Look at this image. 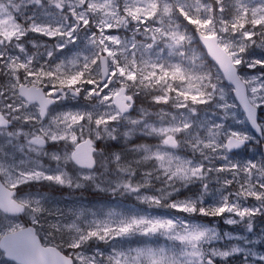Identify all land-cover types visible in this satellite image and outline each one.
Here are the masks:
<instances>
[{"label": "snow or ice", "instance_id": "1", "mask_svg": "<svg viewBox=\"0 0 264 264\" xmlns=\"http://www.w3.org/2000/svg\"><path fill=\"white\" fill-rule=\"evenodd\" d=\"M254 139L264 0H0L8 264H264V232L216 227L264 217V156L237 159ZM64 189L136 206L54 207Z\"/></svg>", "mask_w": 264, "mask_h": 264}, {"label": "rangeland", "instance_id": "2", "mask_svg": "<svg viewBox=\"0 0 264 264\" xmlns=\"http://www.w3.org/2000/svg\"><path fill=\"white\" fill-rule=\"evenodd\" d=\"M236 111H237V118L243 122L245 120L243 117V114L241 113L240 110H236ZM228 123L231 124L232 127H234V128H237V129L247 128V130L249 132H251L248 125L245 123L236 124L232 120H229ZM251 134H252V132H251ZM252 157H255L257 160H259L261 158L260 143L256 139H254L252 142H250V146H248V148L245 151L240 153L237 156V159H250ZM61 191H57V193H62ZM88 192H89L88 194L90 196H88L87 198H84V199L81 196H78V195L76 196V194H74V193H72L71 195H68L65 193L54 195L52 193L51 194L52 205L54 207H60L64 210H67L68 208H70L74 205H77V204H81V203L83 205H85L86 207H89L93 210H95V209H106L108 207H117V206H119L121 208H134L136 206V204L127 203V202L119 200V199H113L112 198L113 200L108 201L107 197L104 194L100 198H93V196H91L93 194V192L90 190ZM76 193L80 194V192H76ZM141 207H145V206H141ZM216 227L221 232V234H223L225 231H229V232H232L233 234L248 236L251 239L256 240L258 238L259 234L264 232V217H259V216L256 217L255 223H254L253 233L245 232L243 227L240 225H236V226L227 225L220 218H216ZM141 239H143V238H141ZM158 243L163 245L165 243V241L163 240V238H160ZM229 243H240V242L239 241H232ZM101 246L103 247V245H101ZM255 250L258 252L264 253V243H257L255 245ZM0 264H8V261L4 260L2 255H0ZM234 264H239L238 258L234 261Z\"/></svg>", "mask_w": 264, "mask_h": 264}, {"label": "flooded vegetation", "instance_id": "3", "mask_svg": "<svg viewBox=\"0 0 264 264\" xmlns=\"http://www.w3.org/2000/svg\"><path fill=\"white\" fill-rule=\"evenodd\" d=\"M61 192H62V193H65V194H68V195H71V194H72V193H70V190H67V189L62 190ZM62 193H57V192H55V193H53V194H54V195H57V194H62ZM88 193H89V192H85L83 196H81V194H79V193H78V194H77V193H74V194H76V196H77V195H78V196H81V197L84 199V198H87L88 196H90ZM87 194H88V195H87ZM103 194H104V193L96 194V193L93 192V194H92L91 196H93V198H100V197L103 196ZM105 196L107 197L108 201L113 200V199H112V196H111L110 194H106Z\"/></svg>", "mask_w": 264, "mask_h": 264}, {"label": "water", "instance_id": "4", "mask_svg": "<svg viewBox=\"0 0 264 264\" xmlns=\"http://www.w3.org/2000/svg\"><path fill=\"white\" fill-rule=\"evenodd\" d=\"M240 111H241V113L243 114L242 109H240ZM243 117H244V119H245L244 114H243ZM248 127H249V129L251 130V132H252V134L254 135V137H255V136H258V134L255 133L254 130L251 129L250 125H248ZM246 146H247V145H246ZM246 146H245V147H246ZM245 147H244V148H245ZM244 148H242V149H240V150H238V151H241V150H243ZM260 150H261V157H262V156H264V145H261V144H260ZM3 259L6 260V261H8V258L5 257V256H3Z\"/></svg>", "mask_w": 264, "mask_h": 264}, {"label": "trees", "instance_id": "5", "mask_svg": "<svg viewBox=\"0 0 264 264\" xmlns=\"http://www.w3.org/2000/svg\"><path fill=\"white\" fill-rule=\"evenodd\" d=\"M249 146H250V145H249ZM247 148H248V147H245V149H244L243 151H245ZM243 151L239 152V154L242 153ZM104 195H106V194H104ZM112 198H113V199H119V200L125 201V202H127V203H133V204H136V202L133 201V200H132L131 198H129V197H120V196H116V197H112Z\"/></svg>", "mask_w": 264, "mask_h": 264}, {"label": "bare ground", "instance_id": "6", "mask_svg": "<svg viewBox=\"0 0 264 264\" xmlns=\"http://www.w3.org/2000/svg\"><path fill=\"white\" fill-rule=\"evenodd\" d=\"M70 197H71V196H70ZM70 197H69V198H70Z\"/></svg>", "mask_w": 264, "mask_h": 264}]
</instances>
